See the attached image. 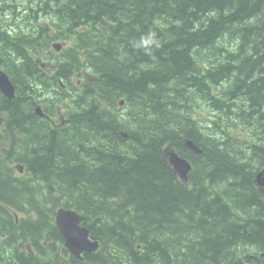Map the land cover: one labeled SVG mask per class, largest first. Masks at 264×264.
Segmentation results:
<instances>
[{
  "label": "trees",
  "instance_id": "1",
  "mask_svg": "<svg viewBox=\"0 0 264 264\" xmlns=\"http://www.w3.org/2000/svg\"><path fill=\"white\" fill-rule=\"evenodd\" d=\"M17 1L21 23L0 36L17 97L0 101L9 159L31 178L0 166V264H262L264 189L252 178L264 167V0ZM149 33L159 46L137 47ZM39 103L47 114L68 103L69 125L51 128ZM166 148L190 158V186ZM60 207L85 216L101 243L83 261L64 248Z\"/></svg>",
  "mask_w": 264,
  "mask_h": 264
},
{
  "label": "bare ground",
  "instance_id": "2",
  "mask_svg": "<svg viewBox=\"0 0 264 264\" xmlns=\"http://www.w3.org/2000/svg\"><path fill=\"white\" fill-rule=\"evenodd\" d=\"M0 1H2V0H0ZM58 2V1H57ZM6 4H0V31H2V29H3V23L4 24H6V23H8L9 22V20H10V22H11V24H12V26L14 27V28H17L18 26H19V24L21 23V18H23V16L22 17H18L17 16V14L15 15V16H12L11 17V19L10 18H6L7 20L6 21H4V19L3 18H5L6 17V11H10L13 7V0H7L6 2H5ZM59 3V2H58ZM17 5H21L22 3H21V1L20 0H18L17 1V3H16ZM9 6H11V7H9ZM13 13H15L14 11H12L11 12V15H13ZM65 21H66V19H65ZM70 22V21H69ZM43 23V24H42ZM67 23H68V21H67ZM40 24H42V25H45L46 24V19H42L41 21H40ZM68 26V25H67ZM62 27V26H61ZM79 27V26H78ZM83 28V27H82ZM79 29H80V27H79ZM165 29H167V28H165ZM73 30V29H72ZM76 30V29H75ZM74 30V31H75ZM75 33V32H74ZM95 34V33H94ZM168 34V33H167ZM76 37V36H75ZM96 37V36H95ZM95 39V38H94ZM44 40V39H43ZM69 50V49H68ZM61 81H63L64 82V80H61V79H59L58 80V82L60 83ZM15 90H16V96H10V95H7V94H3V93H1L0 92V95L1 96H3L5 99H7L9 102H12V101H14L15 99H16V97H17V88L15 87ZM45 96V95H44ZM57 96V94L56 93H50V94H48V98H55ZM62 96H69L67 93L66 94H64V95H62ZM46 97V96H45ZM70 97V96H69ZM83 97V96H82ZM212 97V96H211ZM214 97V96H213ZM47 98V97H46ZM217 100V99H216ZM221 100V99H220ZM59 101V100H58ZM222 101V100H221ZM220 101V102H221ZM64 105H67L68 103H63ZM218 104V103H217ZM56 105H57V103H56ZM124 105H125V100H121L120 101V106H121V108H123L124 107ZM227 105V104H226ZM228 105H231V104H228ZM0 106H3L2 105V101H0ZM223 106V105H222ZM228 107V106H227ZM227 109V108H226ZM223 111L225 110V109H222ZM35 111H36V114H37V116L38 117H40V118H42V119H45V120H47L46 119V112H45V110H44V106L43 105H41V104H38V105H36V108H35ZM218 111V110H217ZM216 110L214 111V112H217ZM50 124V126H51V128H55V129H57V128H62V127H66V126H68V125H66V124H63V123H59V122H56V121H52V123H49ZM72 130V129H71ZM70 130V131H71ZM75 130H77V129H75ZM76 132V131H75ZM61 134V133H60ZM69 136V135H68ZM77 136H79V135H77ZM62 137V136H61ZM81 137V136H80ZM66 140V139H65ZM77 140V139H76ZM184 142V145H185V147L188 149V150H190L193 154H195V155H201L202 153H203V150L193 141V140H191V139H185V140H183ZM98 142V141H97ZM79 143H80V141H79ZM99 143V142H98ZM124 143V142H123ZM85 144V143H84ZM96 144V143H95ZM94 144V145H95ZM100 144V143H99ZM82 145H83V143H82ZM104 145V144H103ZM118 145H121V144H118ZM77 146H78V144H77ZM121 146H123V145H121ZM85 147V146H84ZM95 148H96V146H95ZM97 149V148H96ZM99 149H101V148H99ZM12 151V140H11V138H10V128H9V122H8V113L6 112L5 113V124H4V129L3 130H0V166H2V165H4V163L6 162H9L10 163V168L12 169V171H13V174L14 175H17V176H25V178L26 179H30L31 178V173H28V172H26V170H25V166L23 165V164H21L20 163V166L22 167V169L23 170H17V169H15L14 167H13V164H15L14 163V161L16 160L15 158H14V155L15 154H13V157H11L10 159H9V156H8V154L10 153ZM86 151V150H85ZM161 152H163V151H161ZM176 153L181 159H183V160H186L189 164H190V166H191V170H190V172H188V174H187V180H183L181 177H180V175L174 170V168H175V163H177L178 161H176L175 159H172V156H173V153ZM80 154V153H79ZM164 154H165V158H167V160H168V162H169V165H170V167L174 170V172L176 173V175L178 176V178L180 179V181L181 182H183L185 185H187V186H190L189 185V174L192 172V170H193V164H192V162L189 160V159H187V158H184V157H182V156H180L179 155V153L177 152V151H175L173 148H166L165 150H164ZM8 164V163H7ZM1 173V172H0ZM262 173H263V170L260 172V173H258L257 175H255V177H254V182H253V186L256 188V190H261V189H264V175L262 176V178H260V176L262 175ZM208 186V185H207ZM260 192V191H259ZM252 198V197H251ZM63 209H67V208H65V207H60V208H58L56 211H55V217H54V222H55V226H56V228H57V230L59 231V228H58V221L56 220V218H57V214L59 213V211H61V210H63ZM77 213H78V215L80 216V219H81V221H80V226H81V228L83 229V231L88 235V238H89V240L91 241V242H93V243H98V245H99V247H98V249L96 250V251H91V252H85V253H83L80 257H78V258H76L75 256H73V255H69L71 258H73V259H75V260H77V261H83L85 258H84V255L85 254H95L98 250H99V248H100V246H101V243H100V241H98V240H95V239H93L92 238V236H91V231L87 228V226H85V220H86V218H85V216H83L81 213H79L78 211H76ZM3 216V215H2ZM15 218H16V222L18 223L19 221H20V218H21V216H20V214L19 213H15ZM22 219V218H21ZM9 222V221H8ZM2 229V228H1ZM63 239V238H62ZM63 243H65V239H63ZM29 247V249L31 248V246H28ZM261 260L263 259L264 260V257L263 258H260ZM262 264H264V261L262 262Z\"/></svg>",
  "mask_w": 264,
  "mask_h": 264
},
{
  "label": "water",
  "instance_id": "3",
  "mask_svg": "<svg viewBox=\"0 0 264 264\" xmlns=\"http://www.w3.org/2000/svg\"><path fill=\"white\" fill-rule=\"evenodd\" d=\"M56 49H60L59 45H54ZM3 90L12 96V89L5 81H0ZM172 159L178 161L175 163L174 170L180 175L183 180H187V174L191 170L190 164L181 159L175 152ZM262 178V175L260 176ZM59 232L65 239V245L70 253L76 258L80 257L85 252L96 251L99 247L98 243H93L89 240L88 235L80 226V216L77 212L70 209H63L57 214Z\"/></svg>",
  "mask_w": 264,
  "mask_h": 264
},
{
  "label": "rangeland",
  "instance_id": "4",
  "mask_svg": "<svg viewBox=\"0 0 264 264\" xmlns=\"http://www.w3.org/2000/svg\"><path fill=\"white\" fill-rule=\"evenodd\" d=\"M16 14L15 13H13V16H15ZM17 16L20 18V17H22L23 15H22V13H17ZM3 19H5V18H3ZM7 19H5L4 21H6ZM43 24V23H42ZM44 95L48 98V93H46V92H44ZM231 104V105H228V110H231V108H233V106H235L236 104L234 103V101H232V103H229V101H227L226 102V104ZM233 104V105H232ZM204 106H206L207 108H209V110H211L212 111V105H211V103H205V104H203ZM67 106H69L70 107V105L69 104H67ZM52 108V105L50 104V107L48 108V109H51ZM120 108V107H119ZM118 109V108H117ZM119 111V113H121V116L122 115H124L125 114V110L124 109H119L118 110ZM196 114H197V116L198 117H200V118H203L202 119V125H205V122L204 121H207L208 120V117H209V115H208V113H205V112H203V111H200V109H196ZM212 115H216V116H219L220 114H221V112L220 111H217V112H214V111H212V113H211ZM260 123L258 122V120H256V123H255V126L256 125H259ZM201 128H203V127H201ZM247 131H248V129H246ZM243 135V132L242 131H239V132H237V136H239V137H241ZM219 138H221V136H219ZM240 140V139H239ZM241 141V140H240ZM263 143H264V141L263 142H261V143H259L260 145H263ZM249 166L252 168V170H253V172H254V166H253V164L252 163H249ZM259 170V169H258ZM255 171L254 173L255 174H253V178H252V181L254 182V177H255V175H257L260 171ZM259 199V201L262 203V205H264V197H260V198H258ZM222 203V202H221ZM223 204V203H222ZM229 211L231 212V208H229ZM233 211H234V209H233ZM232 213V212H231ZM240 217V216H239ZM233 224H237V225H242V222L240 221V220H236L235 222H233ZM230 225H231V223H230ZM257 252H253V254H256ZM239 262V258H236V259H234L233 260V262L232 263H238ZM240 262L242 263V261L240 260Z\"/></svg>",
  "mask_w": 264,
  "mask_h": 264
},
{
  "label": "clouds",
  "instance_id": "5",
  "mask_svg": "<svg viewBox=\"0 0 264 264\" xmlns=\"http://www.w3.org/2000/svg\"><path fill=\"white\" fill-rule=\"evenodd\" d=\"M154 45L159 46L155 33H149L143 36L136 46L139 48H144L146 51H150Z\"/></svg>",
  "mask_w": 264,
  "mask_h": 264
},
{
  "label": "flooded vegetation",
  "instance_id": "6",
  "mask_svg": "<svg viewBox=\"0 0 264 264\" xmlns=\"http://www.w3.org/2000/svg\"><path fill=\"white\" fill-rule=\"evenodd\" d=\"M1 54V53H0ZM8 57H10L11 58V55L10 56H8ZM49 107H50V104H49ZM5 113H6V109H3L1 106H0V130H3L4 129V124H5ZM262 171V170H264V167L262 168V169H259L258 171ZM260 171V172H261ZM259 172V173H260ZM223 205H224V203H223ZM256 255H257V259L258 260H261L260 258H263L264 257V249H262V250H259L257 253H256ZM264 260L262 259V262H263ZM255 263H259V262H257V261H255ZM242 264V263H241Z\"/></svg>",
  "mask_w": 264,
  "mask_h": 264
}]
</instances>
